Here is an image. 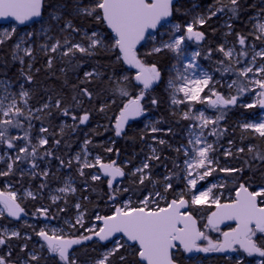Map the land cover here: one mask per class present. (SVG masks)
<instances>
[{
    "label": "trees",
    "instance_id": "16d2710c",
    "mask_svg": "<svg viewBox=\"0 0 264 264\" xmlns=\"http://www.w3.org/2000/svg\"><path fill=\"white\" fill-rule=\"evenodd\" d=\"M102 2L46 0L42 21L16 28V33L0 43V94L4 81L12 84L15 91L28 89V105L15 110L8 122L0 119V150L17 157L13 167L9 166L8 160L0 163V188L7 190L10 185L19 194L31 189L35 195L20 200L23 217L16 220L9 217L8 212L0 216V264H21L24 259L31 264H142L139 248L124 239L123 246L103 263L99 260L114 241L84 243L76 247L69 262L57 251H40L33 243L39 240L49 248L38 234L45 219L63 226L83 211L84 224L68 226L70 233L65 234L83 238L98 231L87 229L96 223L99 225L98 216L112 215L128 198L133 205L139 206L145 197L151 195L154 200L156 194H161L165 199L160 205H165L179 198L180 192L187 187L183 178L185 156L181 146L186 142L184 137L189 121L170 107L171 91L167 87L170 68L177 62L175 55L169 50L152 52L157 45L152 40L137 51L144 64L156 65L162 73L160 82L144 89L136 81L135 70L123 57L118 41L103 17ZM237 5L243 8L240 10L243 17L255 9H262L264 14V0H238ZM231 6L232 3L226 0H181L174 8L173 20L185 25L199 14L208 15L216 10L220 14H230ZM44 19H47L45 25L51 28L50 33L55 35L50 43L57 39L61 42L59 50L41 48L38 31ZM240 22L246 23L243 18ZM67 24L70 26L66 27ZM217 25L219 20L213 18L206 28L215 30ZM27 29L34 43L33 51L30 56L21 58L16 53V43L21 32ZM95 33L103 38L99 45L91 46L90 36ZM213 33L220 42L224 29ZM169 36L167 33L165 38ZM253 39L258 41L257 47L264 45ZM210 62L204 59L202 63L215 70ZM140 96L150 111L149 116L157 120L158 130L153 133L136 121L118 135V119L131 100ZM259 112V107H255V113ZM236 114L240 116V111ZM228 117H233L231 110ZM224 127L228 130L222 138V150L214 153L219 167L212 178L224 174L229 182L236 183L233 185L243 182L249 184L252 191L264 188V138L253 132L233 129L229 123ZM43 138L45 143L41 145ZM150 143L157 148L155 156L149 148ZM241 144L245 146L239 148ZM228 147L231 150L223 153ZM85 151L126 171L121 189L110 188L108 179L103 176L95 178V174L100 173L97 166L83 165L77 160L79 155L84 158ZM143 159H148L147 176L131 175ZM222 169L224 173H221ZM68 177L74 181L75 191L53 201V190L61 187ZM230 191L234 193L235 188L224 186L222 196ZM210 208L193 206L195 212L202 211V214L208 213ZM5 225L17 226L20 236H3L1 228ZM32 251L38 254L32 257L29 255Z\"/></svg>",
    "mask_w": 264,
    "mask_h": 264
},
{
    "label": "rangeland",
    "instance_id": "374dc122",
    "mask_svg": "<svg viewBox=\"0 0 264 264\" xmlns=\"http://www.w3.org/2000/svg\"><path fill=\"white\" fill-rule=\"evenodd\" d=\"M227 2L231 0H226ZM58 14H54V17H58ZM44 19L39 26L40 38L42 40L41 48L48 51L54 49L59 50L60 40L57 39L54 43H50L55 38L53 33H50V26H46ZM204 19L198 21L199 25H202ZM70 25L67 24L66 27ZM224 24L221 26L224 28ZM191 27V25H190ZM255 37L264 44V17L258 15L254 25ZM17 25H5L0 26V43L10 38L16 33ZM219 28V27H217ZM190 30L189 27H180L176 24H168L158 32L149 36L153 42H157L155 49L169 50L175 55L176 63L170 68L169 81L167 87L171 91L170 107L175 110L176 113L182 114L183 118L189 121V127L185 134V143L182 144L181 149L184 152L185 160L183 162L184 180L186 183L185 193L190 195L192 203L194 205L201 206H215L219 201L225 183L228 181L224 174H219L216 178H212V174L218 169L219 163L214 158L216 151H221L222 138L226 130L225 126L230 109L237 108H255L261 105L264 95V46L257 47L255 44L247 45L241 42V49L246 52V49L251 50L250 55L244 58L240 55V51L232 48L231 45L224 46V54L233 60V66L230 61L222 63L213 60L214 69H210L205 66L196 49L190 48V43L186 40V34ZM30 30H24L21 32L17 43V55L20 54L21 58L24 56H30L33 51L34 43L29 38L28 33ZM169 33V38H165V35ZM92 39L91 46L99 45L103 38L101 34L95 33L90 36ZM226 45L228 43L226 42ZM80 49H84L82 45L78 46ZM144 63L140 59V63L137 67H134L135 73L138 74L142 69ZM218 65V66H217ZM224 65V66H222ZM228 66L229 70L226 69ZM238 67V68H237ZM227 73H229L227 75ZM220 74V75H219ZM232 78H230V76ZM223 77L219 80L220 77ZM227 77V80L224 78ZM161 80H159L160 82ZM218 85L226 87L227 90L224 93L227 104L221 105L217 103L216 106L211 104V101L215 99L218 94H221ZM2 93L0 94V119L3 122H8L12 118V113L21 106L28 105V89L21 88L19 91H15L13 85L4 81L2 83ZM219 102V101H218ZM242 118V117H241ZM144 128H149L151 132H156L157 120L154 116H148L142 120ZM230 125V124H229ZM235 128H239L242 131L253 132L255 135H259L264 138V111L254 114L251 118L244 117L237 123L232 125ZM206 129L209 132H206ZM153 139H157L154 137ZM45 143L44 138L41 139L40 144ZM149 148L152 151V155L155 156L157 148L154 144L150 143ZM85 149V147H84ZM231 148H224L223 153H228ZM86 153L77 156V160H81L83 165L97 166L103 163V158L98 155H92ZM16 156H12L9 153L0 150V163L9 161V166L13 167L16 160ZM148 168V159H143L139 165H137L131 175L138 173L142 177L147 176L146 170ZM222 169L221 173H224ZM100 173L95 174V178H100ZM109 181V180H108ZM117 189H121V185L117 186ZM1 192L12 195L16 200H20L28 197H34V193L31 189H27L23 194H19L17 190L10 185L7 186V190L0 188ZM75 191L74 181L71 177H68L61 187L56 188L52 192V200L58 201L62 196L67 195L70 192ZM264 190L261 189L260 192ZM154 200L150 196L145 197L139 206L133 205L131 198L124 201L122 207L124 212L131 211L137 207L151 208V205L161 206L160 201H164L165 196L156 194ZM80 208L78 205L77 209ZM79 211V209H78ZM7 214L6 207L0 203V216ZM100 217L98 216L97 219ZM86 218L83 211H79L74 221H67L63 226L54 224L50 220H46L40 224L39 230L41 236L47 232L55 236H61L65 238V234L70 233L68 226H82ZM26 222H30L26 220ZM69 224V225H67ZM90 231L99 230V225L94 224L92 227L87 228ZM42 230H46L44 233ZM3 236L5 237H18L20 232L15 227H8L3 230ZM42 239V238H41ZM43 240V239H42ZM35 244L38 248L43 245L40 242ZM123 238H119L112 243V246L104 252L103 258L99 261L101 263L106 262L110 254L115 252L118 248L123 246ZM32 257L36 255L34 252H30ZM23 264H29L27 260L22 261Z\"/></svg>",
    "mask_w": 264,
    "mask_h": 264
},
{
    "label": "water",
    "instance_id": "95a60500",
    "mask_svg": "<svg viewBox=\"0 0 264 264\" xmlns=\"http://www.w3.org/2000/svg\"><path fill=\"white\" fill-rule=\"evenodd\" d=\"M153 1L154 5L149 7L147 0H104L103 10L106 12L104 19L114 33L123 57L132 67L138 65L136 51L167 19L170 0ZM43 3L44 0H0V24L15 22L19 27H26L38 22L43 16ZM110 6L113 7L112 13H109ZM190 35L193 37L194 32L190 31ZM161 75L158 66L154 65L150 69L142 68L136 81L149 89L156 84V80ZM218 100L219 96H216L212 105H216ZM260 108L264 110V102ZM148 114L149 112L142 108L140 101L133 98L118 119L117 134L122 135L129 125ZM98 168L102 176L109 179L110 188L118 186L126 175L123 169L113 164H101ZM247 197L251 202H255L254 196ZM0 203L7 207L10 217L19 219L22 216L19 203L1 191ZM189 207L190 203L186 199L173 200L168 207L158 211L135 208L124 212L122 207H118L114 214L100 218L99 231L86 238H57L47 233H44L42 238L50 249L57 246L58 254L66 262H69L73 249L84 243L98 241L108 244L122 237L130 245L139 248V259L142 264H176L173 260V252L179 247L188 257L205 252V249L196 246L195 241L185 238L186 234H192L193 226L195 229L198 226L196 217L189 214ZM243 213L249 216L252 223L264 225V208L253 204ZM232 237L231 232L224 235L219 252L222 254L234 252Z\"/></svg>",
    "mask_w": 264,
    "mask_h": 264
},
{
    "label": "flooded vegetation",
    "instance_id": "af4514ba",
    "mask_svg": "<svg viewBox=\"0 0 264 264\" xmlns=\"http://www.w3.org/2000/svg\"><path fill=\"white\" fill-rule=\"evenodd\" d=\"M180 1L181 0H170L168 2L171 5L167 9V19L163 24H161L157 28L156 31L159 30L162 31V29L170 23L179 25L180 27H186V26L189 27L190 30L186 34V40L190 43L191 45L190 48L196 49L198 51V56L200 57L202 62L204 61V59L211 60L212 63L210 62V65L214 64L213 60H216L218 64L219 62L222 63L224 59L225 62L230 61L233 66V60L229 59L224 54L223 51L224 46H229V44L231 45L232 48H235V50L240 51V55L242 57L244 58L249 57L251 50L246 49V52L242 50L240 47L242 45L241 42H244L247 45H250L249 44L250 41L253 42V43L251 42L252 44L258 42L253 39L254 37L256 40H258L255 37L254 25L258 15L264 17L262 9H255L250 15L243 17V15H241L240 13V10H242L243 8H241L242 6L237 5L238 0H231L229 1L232 3L230 14H220L218 10H216V12H211L208 15L199 14L191 22L182 25L177 21L173 20L174 8ZM45 5H46V0H44L43 3V14L45 12ZM104 5L105 3L103 0L102 7H104ZM147 5L149 7L153 6L154 1L147 0ZM112 8L113 7L110 6L109 13H112L113 11ZM161 8L162 7H160V9ZM105 15L106 12L103 10L104 18ZM213 18H217L219 20V25H217V27L219 28H215V30H213L212 28L210 29L209 27L206 28L207 24L210 23V20ZM242 18L245 19L246 21L245 24L240 22ZM200 19H204L202 25L198 24V21ZM10 23L13 22H9L8 24L11 25ZM35 23L36 22H33L32 24ZM223 24L225 25L223 28L224 36L220 39L219 42L213 35L214 34L213 32L214 31L219 32V29L222 28L221 26ZM0 25H4V24L1 23ZM191 30L194 32L193 37L190 35ZM150 40L151 39L148 38L146 42H149ZM226 42L228 43V45H226ZM58 49H60V47H58ZM158 51L159 50L154 49L152 52H158ZM139 63H140V59L138 61V65ZM152 66L153 65L150 64H144L143 67L141 68L150 69ZM226 69L229 70L228 66H226ZM228 74L229 73H227V75ZM229 76L230 78H232L231 75ZM222 78L223 77L221 76L219 80ZM159 80H161V77L159 78ZM159 80L157 79L156 83H158ZM224 80H227V77H225ZM142 87L146 89L143 85ZM217 88L221 92V94H218L220 97L218 100L219 102L217 103H220L221 105L227 104L228 100L226 101L224 95V93L226 92L225 90H227L226 87L224 86L221 87L220 85ZM134 99L139 100L142 108H144L150 114L149 109H147L145 104H143L142 96ZM263 99H264V95H263ZM230 110L232 111L233 117L231 118L227 117L226 123H229L233 129H238L232 126L235 124V122L237 123L244 117L251 118L254 114H256L255 108H250V107L247 108L241 107ZM173 111L175 112V110ZM239 111H240V116L236 114ZM148 116L149 115H144L139 120V122L142 123V120H144ZM239 142H241V140ZM228 143L232 144L231 141H229ZM244 146H245L244 144L243 145L241 144L239 148L241 147L243 148ZM238 152H241V149H239ZM232 183L235 182L227 181L225 183V187H229V189L235 188V192L233 193L230 191L225 196L221 195L219 201L217 202V205L211 206L210 210H208V213H203V214L202 211L200 213L195 212V210L193 209L194 204L192 203L191 197L190 195H188V193L184 194L185 191L180 192L179 199L182 200L186 199L189 201L190 203L189 214H192L198 220V226L196 227V229L193 226V228L191 229L192 234H186L185 238L186 240L189 241H195L196 246L205 249V252L199 253L193 257H188L187 253L181 247H179L173 256V260L176 264H264V225L252 223L250 221L249 216L243 213V211L246 208L251 207L253 204H256L259 208H264V191L260 192V190L261 189L264 190V188H258L257 190L252 191L250 189L251 186L249 184L247 185L246 183L240 182L238 183V186H236L233 185ZM251 195L254 196L253 198L255 202L254 201L251 202L250 198L247 197V196L251 197ZM203 216H205V218ZM8 227H15L16 229H18L17 226L5 225L1 228V234H3V230ZM42 231L44 233L46 230H42ZM228 232H231L233 234L232 243L234 244L233 247L234 252L232 254H222L218 250L224 241V235ZM38 234L42 238L39 229H38ZM59 237L63 238L61 236ZM64 237L71 238L69 236H64ZM38 241L39 240H36V242ZM33 246L36 247L35 242L33 243ZM38 249L40 251H45L49 248H46L43 245L41 248ZM49 251L58 252V247L56 246L54 249H49ZM34 254L37 255L38 252H34ZM21 264H23V262ZM29 264L31 263L29 262Z\"/></svg>",
    "mask_w": 264,
    "mask_h": 264
},
{
    "label": "bare ground",
    "instance_id": "6f19581e",
    "mask_svg": "<svg viewBox=\"0 0 264 264\" xmlns=\"http://www.w3.org/2000/svg\"><path fill=\"white\" fill-rule=\"evenodd\" d=\"M150 36V35H149ZM149 38V37H148ZM148 40V39H147ZM223 66V65H222ZM101 164H110V163H107V162H103V163H101ZM100 164V165H101ZM112 165V164H111ZM116 166V165H115ZM117 167H119V166H117ZM119 168H121V169H123L122 167H119ZM124 170V169H123ZM125 171V170H124ZM126 172V171H125ZM6 194H8V193H6ZM10 197H12V198H14L12 195H10V194H8ZM15 199V198H14ZM16 200V199H15ZM18 203H19V201L18 200H16ZM173 201V200H172ZM2 204V203H1ZM4 205V204H3ZM5 206V205H4ZM19 206H20V209H21V212H22V216L21 217H23L24 216V211L22 210V207H21V205H20V203H19ZM6 207V206H5ZM6 209H7V207H6ZM7 212H8V210H7ZM9 213V212H8ZM10 215V214H9ZM20 217V218H21ZM99 231V230H98ZM97 232V231H96ZM95 232V233H96ZM94 234V233H93ZM90 235H92V234H89V235H87V236H85V237H83V238H86V237H88V236H90ZM43 236V235H42ZM58 238H60V237H58ZM43 239V238H42ZM43 242L48 246V244L43 240ZM49 247V246H48ZM50 249V248H49ZM76 249V248H75ZM75 249H73V251L71 252V255L74 253V250ZM175 252L176 251H174L173 252V256H174V254H175ZM71 255H70V257H71ZM70 260V259H69Z\"/></svg>",
    "mask_w": 264,
    "mask_h": 264
}]
</instances>
